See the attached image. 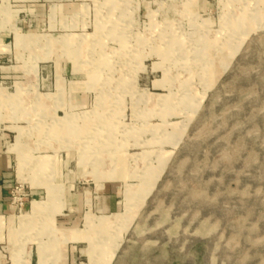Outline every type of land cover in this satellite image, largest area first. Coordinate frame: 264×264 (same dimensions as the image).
<instances>
[{
	"label": "rangeland",
	"instance_id": "374dc122",
	"mask_svg": "<svg viewBox=\"0 0 264 264\" xmlns=\"http://www.w3.org/2000/svg\"><path fill=\"white\" fill-rule=\"evenodd\" d=\"M0 39L9 264H264V0H0Z\"/></svg>",
	"mask_w": 264,
	"mask_h": 264
},
{
	"label": "crops",
	"instance_id": "0c3cea01",
	"mask_svg": "<svg viewBox=\"0 0 264 264\" xmlns=\"http://www.w3.org/2000/svg\"><path fill=\"white\" fill-rule=\"evenodd\" d=\"M0 46L1 39H0ZM3 47V46H2ZM13 184V163L12 156L6 150L5 138L0 136V264H9L6 253V248L15 241H20L18 236L23 234V231L16 232L12 227V206L9 204V190ZM9 249V248H8ZM41 260V259H40ZM15 264V263H14ZM26 264H41L36 255L35 261L28 255Z\"/></svg>",
	"mask_w": 264,
	"mask_h": 264
}]
</instances>
